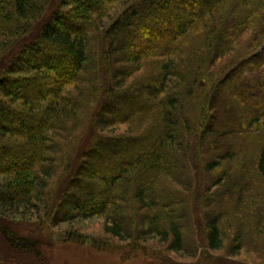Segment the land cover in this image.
I'll return each mask as SVG.
<instances>
[{
  "label": "trees",
  "instance_id": "trees-1",
  "mask_svg": "<svg viewBox=\"0 0 264 264\" xmlns=\"http://www.w3.org/2000/svg\"><path fill=\"white\" fill-rule=\"evenodd\" d=\"M262 44L264 0H0L4 235V207L29 206L54 224L104 214L113 237L174 252L232 231L233 253L261 244Z\"/></svg>",
  "mask_w": 264,
  "mask_h": 264
},
{
  "label": "rangeland",
  "instance_id": "rangeland-1",
  "mask_svg": "<svg viewBox=\"0 0 264 264\" xmlns=\"http://www.w3.org/2000/svg\"><path fill=\"white\" fill-rule=\"evenodd\" d=\"M252 39L251 32L243 37L241 40L243 43L235 49L242 50L244 46L249 47ZM244 41L247 43L244 44ZM135 43L137 44L136 41ZM144 46L145 43H142L139 48ZM252 51L253 48L249 52L252 53ZM235 56L239 55L235 53L232 58ZM150 72H147V68L144 67L133 80H138L144 75L150 76ZM243 93L249 95L250 91L244 90ZM243 100L247 102L246 98ZM128 104L133 106L146 105L147 103L132 100ZM119 107L121 104L117 106L118 112L121 111ZM222 115L221 112L214 123L217 130L227 127V124L220 121ZM127 128V125L122 124L108 127L105 132L117 135L127 131ZM255 130L259 129L255 127ZM47 164L50 162L48 161ZM33 202L40 204L38 200ZM28 208L29 206L25 209L16 206L11 209H6V207L3 209L6 214L2 213V221L6 224L8 234L28 240V245L14 243L9 238L10 236L4 235L0 228V259L8 264H264L263 230L259 234L261 244L245 241L246 244L238 249V254L233 253L238 248L236 247L238 244L233 241V231L226 236L223 248L216 251L208 248L201 235L198 245L192 251L197 252L194 254L185 250L171 251L167 248V244L160 241L158 237L149 238L146 241L139 240L133 231L131 232L134 235L130 240L113 237L105 230L106 220L109 218L104 214L85 218L80 216V213H75L74 218L68 221L61 220L54 224L45 217V213L37 215L32 207ZM217 212L215 210L213 215H216ZM111 213L112 211H107L110 216ZM184 230L190 232L186 227ZM72 233L79 234L84 239H71Z\"/></svg>",
  "mask_w": 264,
  "mask_h": 264
},
{
  "label": "bare ground",
  "instance_id": "bare-ground-1",
  "mask_svg": "<svg viewBox=\"0 0 264 264\" xmlns=\"http://www.w3.org/2000/svg\"><path fill=\"white\" fill-rule=\"evenodd\" d=\"M263 46H264V44H263Z\"/></svg>",
  "mask_w": 264,
  "mask_h": 264
}]
</instances>
